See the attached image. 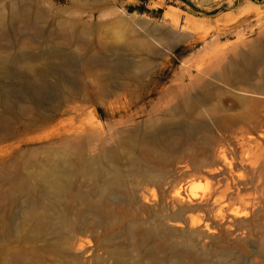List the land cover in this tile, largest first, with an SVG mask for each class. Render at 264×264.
I'll list each match as a JSON object with an SVG mask.
<instances>
[{
    "label": "bare ground",
    "instance_id": "1",
    "mask_svg": "<svg viewBox=\"0 0 264 264\" xmlns=\"http://www.w3.org/2000/svg\"><path fill=\"white\" fill-rule=\"evenodd\" d=\"M81 1H85L87 6L81 5ZM90 1L94 4L93 2L98 0H70L69 4L71 9L85 11L90 6L88 4ZM99 8L100 6L92 7L93 10ZM95 30L97 28H88L76 20H61L57 14L39 10L25 0L12 1L9 5L8 17L0 13V50L2 49L1 41L7 43L3 48L6 55L0 54V63L7 66V63L14 62L19 64L21 68L20 74H13L6 70L7 72L3 73V80L15 81L24 77L28 81H34V83L35 81H48L51 78L56 81L54 86L51 85L52 87H47L48 85L42 83V89H44L46 96L41 101L25 100V102L23 100L25 104L21 106H16V104L10 106L4 97L5 86L0 80V142L12 140L23 136L32 129L50 124H56V137L59 139L58 143H55L57 145L51 144L40 148L36 146L38 148L23 149L20 153H16V150L21 149L24 144L33 141L39 142L21 139L15 148H9L0 154V185L6 187L2 191L0 189V237H11L14 239V243H19L21 246L15 255L21 256L27 264H85L83 260L85 254L86 256L93 255L94 250L83 252V246L78 242L79 235L97 231L108 234L110 231L121 230L124 227L123 213L125 211L119 207L123 201L118 193L128 196L130 201L132 195L127 192L117 163H125L131 168L134 175H140L144 181L154 182L159 175L153 170L155 164L153 165L151 156L154 155L155 157L156 155L159 158L158 165H163L166 162L164 156L166 153L155 146L146 147L138 144L136 139L145 141L149 138L156 141L158 138L167 135L170 136L171 140L170 162L175 166V169L180 164L185 169L186 176H195L202 172L211 176H221L215 182L222 189L219 188L218 193L213 190L216 196L210 192L201 201L205 205H210L216 218L223 220L222 213L236 203L238 207H231L229 208L231 210H228V214L232 217L231 219L229 216L228 223L235 227L236 231H239L238 234L242 232V234L253 238L256 244H249V246H257V248L254 247L256 248L254 252L263 256L264 188H254L251 194L243 195L240 191L242 186L245 188H250V186L241 183L237 184V186L241 185L239 188L232 190L233 187L230 189V185L228 186V180L223 178V167L228 159L227 148L230 147L234 151L239 147L242 155L244 152L250 151L251 137L247 134L252 129L256 130V126L250 117L243 116V114L230 115L224 109L211 104V93L207 89L202 90L201 98H187L182 92L174 93L170 95L169 101H165L174 102L172 109L167 114L171 117L181 115L187 122L186 124L156 130V123L161 120V116L157 114L149 119L144 129H155L153 135L150 137L145 134L141 135L142 133L136 130L122 136L114 150L104 148L106 137L99 124L91 121L65 123L57 120L61 115L71 111H74L76 116L78 115L79 110L71 107L77 97L96 99L99 96L103 99H113L122 95H132L131 87H135L134 84L138 82L140 76L143 77L150 73L152 62L147 60L141 64H133L126 59L125 51L155 58H160L170 51L168 47L167 52L159 53L153 49L150 42L143 38L134 37L135 35L132 39L121 37L119 46L106 45L100 42L96 44L86 42V37L95 33ZM157 36L163 38L165 34L160 33ZM159 38H155L159 41L157 44H163ZM168 38L165 36V39ZM54 42L76 46L87 54L93 50L101 51L103 55L94 59L88 56L85 58L84 56L68 57L67 54L50 47V44ZM20 45L25 48L39 45L44 47L45 51L35 55L13 56L9 54L8 51ZM3 52L1 51V53ZM240 58V63L237 65L231 62L230 65L227 64L229 66L226 67V72L217 78L227 82L230 76L240 75L243 71L246 73L247 68L249 71V69L252 70L259 66L264 58V47L253 46L249 53L241 54ZM52 59H56L58 63L60 62L68 68L71 64H79L83 71L76 74L63 70L64 74L67 75L64 78V74L61 76L59 71L51 67L50 61ZM135 68L138 69L139 75L134 72ZM83 77H89L98 82L96 94L83 91L80 86ZM240 96L239 104L255 102L245 99L246 97H242L244 96L242 94ZM156 111V109L151 108L149 114L156 113ZM129 118L131 117L129 116ZM129 118L127 117V119ZM256 121L258 122V120ZM120 123L122 122L113 124L110 129L112 130ZM261 130L256 133L264 139L263 128ZM116 133L119 134L120 132L115 130ZM182 136L185 137L184 144L181 143L180 137ZM245 139L247 140L245 141ZM245 145L248 147L246 150L243 149ZM182 146L184 147L183 150H181ZM94 147H98L97 155L88 157V152ZM139 147L143 149H138ZM138 150H141L142 154L138 153ZM228 160L230 161V158ZM229 161L227 164L230 168L233 162L230 163ZM250 169L254 173L252 166ZM10 170L11 173L13 172L12 174L9 173ZM176 172L174 170L170 176L175 177ZM237 172L239 173V171ZM251 172L250 174H252ZM230 173L229 175H232ZM243 178L245 179L244 175L241 180H244ZM220 181L225 184H220ZM257 185H259L258 181ZM199 204L202 203L199 201ZM110 205L115 207L114 211L110 209ZM86 216L93 218V221H84ZM160 216H162L161 218L165 217ZM248 217V220H241V218ZM237 219L240 220L237 221ZM164 220L163 218V221H156L157 223L153 227L144 228L143 225H140V237L137 241L130 236L131 246L135 251L142 249V258H148L150 264L167 263L166 258L157 256L159 253L170 258L180 251L179 246L172 244L167 235L164 225L168 223L169 219L167 218L166 222ZM171 222H169L168 229L178 227L177 221ZM196 222H194L195 226L192 227L196 228L199 225L200 221L197 225ZM207 225L205 223L203 230L209 234L214 233L210 228L208 229L209 225ZM231 228L228 227L232 230ZM194 230L188 236L189 240L181 245L184 253H187L192 259L195 257V246L192 240H198L202 236V230ZM141 246H145V248H141ZM96 249H109L107 241H101ZM108 253L110 259L121 260L123 257L121 251H108ZM94 264H102V260L96 258ZM132 264L143 263L134 261ZM218 264H241V262L238 260L226 262L222 259Z\"/></svg>",
    "mask_w": 264,
    "mask_h": 264
},
{
    "label": "rangeland",
    "instance_id": "2",
    "mask_svg": "<svg viewBox=\"0 0 264 264\" xmlns=\"http://www.w3.org/2000/svg\"><path fill=\"white\" fill-rule=\"evenodd\" d=\"M12 1L14 0H0V13L5 17L9 16V5ZM25 1L39 10L57 14L61 20H76L88 28H97L95 33L86 37V42L91 44L100 42L106 45L119 46L121 37L132 39L135 35L134 37L146 39L152 44L153 49L159 53L167 52L168 47L170 48V51L160 58L125 51L126 59L133 64H141L147 60L152 62L150 73L143 77L140 76L138 82L134 84L135 87H131L132 95H122L113 99H103L99 96L96 99L77 97L71 107L79 110L78 115L76 116V113L71 111L61 115L57 120L65 123L91 121L99 124L106 137L104 148L114 150L122 136L136 130L140 131L141 135L145 134L150 137L155 129H167L186 124L187 122L181 115L168 116L167 113L172 109L174 102L165 101H169L170 95L180 92L187 98H201L202 90L207 89L211 93V104L224 109L230 115L243 114V116H248L256 126V130L252 129L247 134L251 137L249 152H244L242 155L239 147L234 151L230 147L227 148V158H230V161L226 158L227 163L228 161L233 163L230 168L227 163L223 167L225 175H223V178L228 180L229 184L226 183L228 186L230 185V189L233 187L232 190L239 188L241 185L237 186V184L241 183L250 186V188L242 186L243 188L240 191L243 195L251 194L254 188H264V139L257 134L258 131H262V128L264 132V58L259 66L254 67L252 70L249 69V71L247 68L246 73L243 71L244 73L242 72L240 75L230 76L227 82L218 79L219 75L226 72V67L231 63L236 65L240 63L241 54L249 53L253 46L264 47V0H98L93 2L95 5L92 4V1L88 2L90 6L85 11L71 9L70 0ZM80 3L84 7L87 6L85 1ZM95 6H100V8L93 10L92 7ZM160 33L169 38L165 39V36H163L164 39L159 38L157 34ZM155 38H159L163 44H157L159 41ZM5 45L7 43L1 41L0 54L2 56L6 55V52H3ZM50 47L67 54L68 57L84 56L85 58L88 56L94 59L103 55V52L94 50V52L90 51L87 54L76 46L61 42L51 43ZM43 51H45V48L39 45H33L30 48L20 45L8 52L13 56H21L35 55ZM50 63L51 67L59 71L58 73L61 76L66 70L76 74L83 71L79 64H71L68 68L59 62L60 65L56 59H52ZM15 64L9 62L6 66L0 63V80L5 86L4 97L6 101L9 102L10 106H15V104L21 106L27 100L41 101L46 96L42 85L54 86L56 81L51 78L48 79L49 82L46 80L44 82L35 81L34 83V81H28L24 77L15 81L3 80V73L6 70L13 74L21 73L19 64ZM134 72L139 75L137 68L134 69ZM66 76V74L63 75L64 78ZM83 78L80 83L83 91L96 94L98 82L89 77ZM240 94L244 95L242 97H246L245 99L254 100L255 102L252 104L248 102L239 104ZM151 108L156 109V113L149 114ZM157 114L161 116V120L156 123V128L154 130H144L149 119ZM118 122L122 123L111 130L110 127ZM260 126L261 128H259ZM258 128L259 130H257ZM56 129V124L43 125L28 131L23 136L0 142V154L6 152L9 148H15L21 139H31L30 141L36 140L39 142L33 141L24 144L21 149L16 150V153L36 146L40 148L54 145L59 141L56 137ZM115 130L120 133L115 134ZM180 139L181 143L184 144L185 137L182 136ZM143 141L136 139L138 144L146 147L155 146L166 153L164 154L166 162L163 165H158L159 158L156 155L155 157L154 155L151 156L153 165L155 164L156 167L153 170L157 172L159 177L154 182L149 183L144 181L140 175H134L131 168L125 163H117L127 192L132 195L130 201L128 196L118 193L123 201L119 204V207L125 211L123 213L124 227L121 230L110 231L108 234L97 231L99 234L97 232H87L79 235L78 242L83 246L82 251L94 250L93 255L86 256L85 254L83 258L85 264H94L96 258H100L102 264H132L134 261L150 264L148 258H142V249L135 251L131 246L130 236L135 241L139 240L140 225H143L144 228L153 227L157 223L156 221H163V218L165 220L169 219L168 223H165L164 220V226L170 241L180 248L178 255L174 254L170 258L165 257L163 253L157 254L158 257L167 259L165 264H218L222 259L226 262L238 260L241 264H264V255L260 256L254 252L257 246H254L256 248L249 246V244H256L255 240L242 234V232L239 235V231H236V228L228 223L227 219L231 217L228 210L231 207H238L237 204L231 205L222 213L223 220L216 218L210 205H205L201 201L210 192L215 195L222 189L215 182L221 176H211L203 172L195 176H186L185 169L180 164L175 169V166L170 162V136L164 135L156 141L147 138L145 141L148 142L146 143ZM183 148L182 146L181 150ZM247 148L245 145L243 149L246 150ZM140 151L138 150V153ZM88 153V157L96 156L98 147H94ZM140 154L142 153L140 152ZM240 155L242 156L240 157ZM250 165L252 170L254 169V173L251 172V169L249 170ZM174 170L177 171L176 175L171 177L170 174ZM248 171L252 173L249 172L252 179L247 174ZM9 173H11V170ZM229 173L232 175H229ZM239 174L242 176L239 177ZM243 175L245 179L241 180ZM257 181L259 185H257ZM220 184L224 185L225 183L220 181ZM0 189L2 191L6 187L0 185ZM199 201L202 204H199ZM110 209L114 211L115 207L110 205ZM152 214L153 216H151ZM160 215L165 217L161 218ZM249 217L241 218V220H248ZM239 220L237 219V221ZM84 221L90 222L93 221V218L86 216ZM169 222H176L181 229L178 227L168 229ZM194 222H196V225L199 222L196 228L192 227L195 226ZM205 223L206 225L208 223V229L214 231L213 234L203 230ZM228 227H232V230ZM192 230H202V236L198 238L199 241L197 239L192 240L195 246V257L193 259L187 253H184V249L181 247L185 241L189 240L188 236L193 232ZM105 240L109 249L97 250V245ZM245 243H248V245H245ZM20 246L19 243H14V239L11 237H0V264H27L21 256L15 255ZM141 248H145V246H141ZM108 251H121L123 257L121 260L110 259ZM194 259L195 261H193Z\"/></svg>",
    "mask_w": 264,
    "mask_h": 264
}]
</instances>
